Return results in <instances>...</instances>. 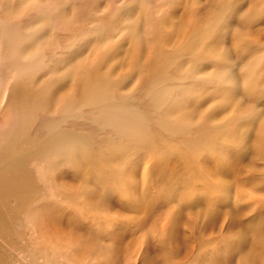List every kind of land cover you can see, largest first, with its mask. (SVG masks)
I'll list each match as a JSON object with an SVG mask.
<instances>
[{
    "label": "rangeland",
    "instance_id": "1",
    "mask_svg": "<svg viewBox=\"0 0 264 264\" xmlns=\"http://www.w3.org/2000/svg\"><path fill=\"white\" fill-rule=\"evenodd\" d=\"M16 1L10 3L14 10L20 8ZM37 1L51 3L52 11L67 15V30L70 32L86 29L82 23L72 20L73 17H80H77L79 12L85 16L94 14L102 17L101 23H108L114 17L121 18L111 22L131 27L134 22H142L140 17L144 18L148 8L154 13L159 12V20L163 23L170 24L172 21L178 28L181 27L180 15L191 7L201 13L209 12L208 19L212 21L209 35L213 47L209 54L212 57L206 59L197 52L194 63L189 43L183 45L181 51L175 50L174 57L180 52L184 54L183 61L178 64L183 66L181 80L193 72L196 80L189 77L180 84H171L177 87L166 101L167 104L173 98L171 118L188 122L194 140L197 133L204 129L206 143L197 142L195 146L186 148L174 139L165 141L164 146L160 145L157 136L164 137V134H160L152 124L150 130L156 138L153 146L157 148L141 145L134 148L133 152L138 149L135 155H132L133 152L130 155L121 153L118 149L110 155H103L105 159L97 154L94 161L96 169L90 171L84 170L82 163L49 160V157L31 163L28 167L32 176L31 195L27 206L17 216L9 238L13 250L6 249V254L10 256L5 260L9 264H241L243 259L249 258L253 264H264V256L258 255L256 242L259 236L264 238V208L259 213L253 206L256 198H264V19L260 17L255 23L242 21L247 9L260 6L259 0H222L229 3L227 7H219V4L215 5L217 1L211 3L212 0ZM81 1L87 5L84 10L81 9ZM23 2L26 5L33 3L28 0ZM5 3L6 0H0V11ZM120 4L122 7L118 10H107ZM142 6L146 7L143 11ZM29 17L32 16L26 13L25 16L9 17V22L22 27L21 31L16 28L20 31L19 36L24 38L22 47L27 51L36 48L39 55L43 54V50L57 52L58 58L66 55L68 44L58 50L55 45L46 47V34L37 28L39 19L35 17L31 22ZM146 31L147 25L138 26L140 36H147ZM172 41L176 42V39H171L170 46ZM235 41L239 43V51L234 48ZM196 50L206 49L199 46L193 50L194 53ZM108 65V60H101L92 63L89 68L101 75L107 73ZM87 68L81 66L74 76L84 81ZM50 69L51 66L43 67L37 75V83L51 74L57 78ZM115 69L109 72L114 80L119 79L117 76L120 74L123 76L117 66ZM177 70H167L158 73V76L161 79L166 75L172 78ZM127 76L131 78L126 82L127 86L123 85V91L128 89L126 91L134 90L133 93H136V90L142 91L156 74L142 79L140 87L139 78L135 80L133 72L125 74L124 78ZM208 78L211 82L207 85L205 80ZM146 115L152 118L149 109ZM38 118H41L37 123L39 125L33 128L32 134H38L48 119L41 114ZM77 122L79 124L69 123L68 127L95 138L96 146L107 147L112 137L110 131L102 132V135L90 121ZM219 127H224L225 136L230 137L224 140V147L219 145ZM4 129L2 124L0 132ZM121 144L126 145L124 140ZM172 145H177L174 151ZM155 152L156 176L146 184L143 169L150 164ZM175 153L178 155L175 156ZM181 156L194 159L192 162L196 164L193 167L197 165V173L184 166L185 160L178 161ZM118 178L122 180L119 182ZM122 183L123 187L133 188H122ZM205 187H209L208 197L195 193L197 190L201 193L208 191ZM37 217L46 222L37 226L33 223Z\"/></svg>",
    "mask_w": 264,
    "mask_h": 264
},
{
    "label": "bare ground",
    "instance_id": "2",
    "mask_svg": "<svg viewBox=\"0 0 264 264\" xmlns=\"http://www.w3.org/2000/svg\"><path fill=\"white\" fill-rule=\"evenodd\" d=\"M28 1H33V3L26 5L23 0H17L16 2L19 3L17 5L20 8L14 6L17 8V10H14L13 5L10 7V3L14 4V0H6V3L2 4L5 6L4 9L0 11V126L2 124L5 126V129L0 132V264H9L5 260V257L10 256L6 254V249L13 250L9 238L13 233L19 212L25 209L31 195L32 176L28 170L31 163H38L45 157H49V160L82 163L84 164V170L90 171L96 169L95 156L97 154L105 159L104 156L110 155L118 149L121 153L128 155L134 151L135 147L138 148L141 145H149L154 149L156 146L153 145L156 138L152 133L153 131L150 130L152 124L155 129L161 132L160 134H164V137L157 136L158 140L161 141L160 145L164 146L166 145L165 141L174 139L186 148L195 146L197 142L206 143L204 129L197 133L194 137L196 140H194L190 132L192 127L189 126L188 122L171 118L173 98L167 104L166 101H169V96L177 87L171 84L178 82L180 84L189 77L191 79L196 78V74L193 72L192 75L189 76L188 74L181 80L183 66H178V64L183 61L184 54L180 52L178 56L174 57L175 50L181 51L183 45L189 43V47L193 52L194 63L196 54L199 52L206 59L212 57L209 54L213 50L209 35L212 26V21L208 19L210 17L209 12L201 13L191 7L192 9L190 8L183 15H180V28L172 21L170 24L169 22L168 24L163 23L159 20V12L154 13L152 9L148 10V8L144 13V18L140 17L142 22H134L131 27L128 24L121 27V25L111 22L114 19L119 20L121 18L114 17L108 23H101L103 21L102 17L93 16L94 14L85 16L79 12L77 17H80H73L72 20L82 23L81 25L86 29H77V31L70 32L67 30L69 18L60 10L61 14L52 11L51 3H42V1L37 0ZM213 1H217L215 5L217 3L219 7L229 5L226 1L212 0L211 3ZM259 4L258 8L250 7L247 9L242 17L243 22H254L260 17L264 19V0H259ZM80 5L82 10L87 7L83 1ZM121 7L122 4L117 7L110 6L107 10H118ZM145 8V6H142L141 11ZM24 11L32 16L29 17L31 22L34 21L35 17L37 20L39 19L37 28L42 34H46V38H44L46 47L55 45L58 50V48H63L64 45L68 44L66 55L64 54L63 57L58 58L57 52H52V50H43V54L39 55L36 48L27 51V48L22 47L21 42L24 38L19 36L22 27L9 22V17L12 15L25 16ZM212 12L214 13V11ZM9 13L13 14L10 15ZM225 18L224 16L223 19ZM146 25L147 36H140V32H137L138 26L144 27ZM168 25L170 26L169 29H167ZM16 28L20 31H17ZM90 34H95V36ZM171 39H176V42L172 41V46H170ZM103 46L105 48H102ZM199 46L204 47L206 50H196L194 53L193 50ZM234 48L238 51L240 49L237 41L234 43ZM106 49L109 51L108 55H105L108 52ZM46 58L47 62L45 63ZM101 60H108L109 65L106 74L98 75L89 66ZM255 64H257V60ZM83 65L88 67L87 77L84 81H81L74 75ZM46 66H51L50 72L57 75V78H54L51 74L37 83L39 79L37 75ZM116 66L118 71H122L123 76L117 74L119 79L114 80V76H109V72L116 70ZM200 67L203 66L200 65ZM174 68L178 69L175 77L168 78L166 75L162 80L158 76V73L170 71ZM196 70L199 71V69ZM132 72L135 80H137L136 77L139 78V87L142 79H147L149 75L154 73L156 76L147 83L142 91L136 90V93H133L134 90L126 91L128 90L126 89L125 92L123 91V85L131 76L124 78V75ZM218 80L222 82L221 79ZM132 81L134 82V79ZM210 82V78L205 80L207 85ZM182 90L184 89L182 88ZM189 92L191 93V91ZM198 98L200 99V97ZM148 109L152 118L146 115ZM39 113L43 118L47 117L48 119L38 134H32L33 128L39 125H37L38 120L41 119L38 118ZM77 120L90 121L94 127L101 131L99 134L110 131L112 137L109 140L107 139L109 141L107 147L105 146L106 148L102 149L98 145L96 146L95 138L93 139L81 131H75L68 127L69 123L75 122L77 124ZM218 130H220L218 134L221 136L219 145L224 147V140L230 137L225 136L227 132L224 131V127H219ZM91 132L88 133L92 135ZM95 132L96 135H99L97 131ZM122 140L126 145L121 144ZM176 146L172 145L171 149L174 151ZM137 150L132 155H135ZM174 155L177 156L178 153ZM204 155L206 154L204 153ZM155 156L156 152L152 154L149 167L146 165L143 169L144 177L147 179L146 184H149L148 180L151 181L156 176ZM188 156L190 155L188 154ZM182 159L185 160V167H191L197 173V165L193 167L196 164L192 162L194 159L188 160L181 156L178 161ZM65 164L62 165L66 166ZM76 167L80 166L76 165ZM50 168L53 169L54 167L50 164ZM126 172L128 173V171ZM133 174L135 175V173ZM121 180L119 179V182ZM208 182L203 181V184L206 183V186H209ZM123 183L120 186L126 188L123 187L125 186ZM129 188L126 189L131 190L133 187ZM205 189L208 191L201 193L197 190L195 193L200 197H205V195L208 197L210 195L209 187H205ZM253 206L255 209L257 208L256 212L261 213V209L264 208V198H256ZM45 222L46 220L40 217L33 219V223L37 226H41ZM256 242L259 246L258 255L264 256V238L259 236ZM241 264H253V262L249 258H245Z\"/></svg>",
    "mask_w": 264,
    "mask_h": 264
}]
</instances>
